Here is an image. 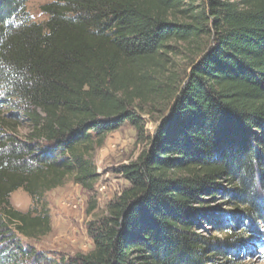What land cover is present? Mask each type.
Listing matches in <instances>:
<instances>
[{
  "label": "trees",
  "instance_id": "obj_1",
  "mask_svg": "<svg viewBox=\"0 0 264 264\" xmlns=\"http://www.w3.org/2000/svg\"><path fill=\"white\" fill-rule=\"evenodd\" d=\"M25 2L0 0V264H233L264 242V0H53L41 22ZM126 122L144 148L93 248L56 262L23 245L51 230L47 191L93 189V152Z\"/></svg>",
  "mask_w": 264,
  "mask_h": 264
},
{
  "label": "rangeland",
  "instance_id": "obj_2",
  "mask_svg": "<svg viewBox=\"0 0 264 264\" xmlns=\"http://www.w3.org/2000/svg\"><path fill=\"white\" fill-rule=\"evenodd\" d=\"M53 0H26L25 10L32 21L41 22L46 15L40 6ZM202 41L200 40V43ZM195 47L181 49L182 54L176 57V70L183 74L188 69L192 59H195ZM1 97V92H0ZM144 124L145 134H152L158 120L153 114H140ZM28 124L22 121L18 129V136L25 139ZM144 145L137 140L136 130L129 123H124L118 130L109 133L101 147L95 149L92 161L96 168L98 178L93 189L86 190L71 178L64 181L44 195V201L49 210L51 230L46 235L37 239H26L20 236L23 245L31 246L36 252L46 258L58 262L66 260L78 253H86L93 248V241L88 234V225L96 223L107 213V204L115 198L128 181L121 175L119 167L134 161ZM90 199L95 200V207L87 212ZM11 205L21 211H26L31 206L30 196L22 189H17L10 194ZM264 230V225H259ZM239 230V229H237ZM214 232L211 225H205L204 234ZM220 236V233H214ZM252 236V234H251ZM253 241L241 246L238 259L233 264H264V242ZM228 264V263H226Z\"/></svg>",
  "mask_w": 264,
  "mask_h": 264
}]
</instances>
